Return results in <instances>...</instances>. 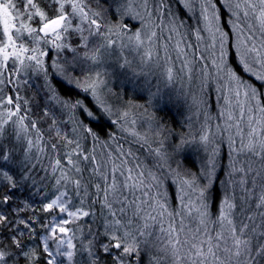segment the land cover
Returning <instances> with one entry per match:
<instances>
[{"label": "trees", "instance_id": "16d2710c", "mask_svg": "<svg viewBox=\"0 0 264 264\" xmlns=\"http://www.w3.org/2000/svg\"><path fill=\"white\" fill-rule=\"evenodd\" d=\"M86 2L94 10H99L97 0H86ZM98 2L102 8H108L105 0H98ZM214 2L220 3L221 0H214ZM239 2L242 7L236 11L242 13L247 9L243 7V0H239ZM253 2L258 4L259 0H253ZM17 3L19 6V0ZM37 3L48 13L49 17L54 15L56 7L54 4H48L47 0H37ZM159 3L160 0H150V8L153 11L152 22L159 25V27L150 25V30L156 31L159 39L154 45H149L147 40L145 41L146 47H153L154 54L159 52L160 55V67H154L152 69L154 74L149 77L152 83L160 88V97L155 100L151 98L145 87V78L133 75V69L137 72L140 70L138 65L143 52L137 51L135 46L129 44L126 39L120 41L114 49L110 50L111 54L103 64L91 65L95 71L105 73L107 90L103 92L102 99L112 110L110 116H104L97 111L94 106L95 102L88 93L79 89L68 91L67 87L62 86L61 78L54 73L51 67L53 61L61 63L67 61L69 64L75 65L77 71L82 69L87 72L89 70L90 65L81 60L84 52L81 36L75 32L70 31L67 34L66 43L69 47L61 51L41 42L42 50L48 53L42 58L44 67L48 70L47 81L44 72L38 68L20 65H17L20 68L19 78L12 75L14 84H9L8 79L0 77V79H4V84L0 85V89H2L0 94L13 95L15 91H19V94L28 101L31 118L36 120L43 137L42 140L37 141L35 134H29L21 140H15L9 132L2 141L6 149L14 150V163L9 167V171L17 180H20L23 173L20 162L25 159V155L28 157L27 162L35 165L28 171L32 182L23 181L16 189H11L7 187L6 181H0V200L4 196L11 197L7 204H0V213L6 215L10 222H17L20 219L29 220L34 229V232L29 233L23 225L17 224L15 227L12 223H9L7 227L0 225V242H3L5 247L10 245L11 237L18 231L26 233L20 239L22 244L27 245L28 248L41 245L43 238L49 235V227L57 222L62 223L64 219H71V222L65 227L71 230L68 235L72 238V243L76 245L74 249L76 254L72 261L58 257L57 264L61 259L64 260V264H89L90 258L81 246L87 247L89 239H92L98 249L99 243L104 240L102 233L112 219L107 209L102 207L103 194L98 193L95 189L96 184H100L102 189L105 186L100 172L108 176L113 168V163L117 166L120 165L118 157L123 152L125 154L123 159L126 161L124 169L134 168L136 164H140L141 171L158 174L157 169L163 161L150 149L159 147L160 141L163 142L161 151L168 154L167 163L172 165V169L190 172L197 178L201 177L203 170L208 166V161L213 158V151H216L215 176L217 182L211 189L208 208L209 220L206 228L205 225L199 224V218L193 209L191 217L185 218L186 227L185 232L181 233L182 238L185 235H191L188 229L195 231L197 227L209 232L214 229L219 230L220 223L217 218L225 197H228L230 203L236 205L230 218L238 219L245 214L259 216L260 210L254 205L259 204V198L264 195V168L261 167L258 158L246 153L233 152V148L239 147L241 139L245 144L247 143V134L250 128L258 129L257 138L262 134L259 129L261 125H264V120H261L264 113L255 110V102L248 100L243 95L245 91L243 87L240 88L241 95L236 96L235 82H230L223 72L215 70L212 61L217 60L218 62L219 34L213 39L205 29L200 33L202 38H197L195 29L204 28L199 8L201 0H193L191 9L184 8L182 3H177V0H167V3L171 5L167 15L162 12L157 13L156 6ZM258 11L257 8L256 15H258ZM172 13H175V16ZM253 16L254 14L249 10L247 18L242 15L239 18L234 17L227 7H220L219 25L228 34L225 41V63L241 77L244 83L264 94V81L258 80L252 73L245 71L240 58V52L248 46L241 42L249 33L245 29V34L238 35L232 23L235 21L241 27H243L241 21L249 25L252 22L256 24L258 20H254ZM108 19L110 23L113 21L111 15H108ZM181 21L182 24L179 23ZM76 23L77 21H73L74 26ZM137 23L133 21V24ZM32 25L39 26L35 20L32 21ZM177 25L178 31H173ZM0 31H2V26H0ZM84 35H88V33L85 32ZM101 39L102 37L89 36V46H94ZM120 44L125 46L121 49ZM26 46L32 47L33 45L26 43ZM72 49L76 51L74 52ZM121 55L131 61V67H118V63L122 62L119 59ZM201 56H205L207 59L202 61ZM250 57L248 56L247 59ZM28 63L25 60V64ZM168 67L173 68L174 79L172 81L164 79L163 73ZM181 68L184 71H180ZM0 71L14 74L12 60L9 59L7 69H0ZM49 82L62 100L69 102L82 100L98 117L102 116V118L94 121L80 109H70L52 100L47 88ZM152 91L155 92L156 88L153 87ZM261 100H264V95L261 96ZM250 108L253 109L251 112H249ZM45 109L54 116L55 123L42 118V112ZM125 111L129 112V116L126 118L123 116ZM229 114H231V118H229ZM250 115L253 117L251 125L249 124ZM158 122L162 124V129L158 127ZM85 127L91 128L95 137L85 132ZM57 131L60 133L59 137L56 135ZM205 133L209 138L207 144L199 141V137ZM63 136L78 141L79 150H82L85 155L95 157L94 162L92 160L79 161L83 176L80 189L74 188L68 181H62L63 186L56 185L55 179L60 178L59 171L55 176L51 172V166L54 165L55 159L70 150V146H66L64 140L61 139ZM142 137L147 138V143ZM181 137L189 143H186L183 149L176 153L173 151V146L180 142ZM28 139H32L34 142V147L30 151L26 148ZM230 139L234 142L231 146ZM51 143L57 144L55 156L48 147ZM129 152L131 156L127 155ZM233 161L236 162L235 168L239 169L250 165L251 171L246 169V175L239 171H232ZM177 164L180 165L179 169L176 168ZM95 165L100 167L93 173ZM257 171L261 175H255ZM69 175L75 176L76 174L69 172ZM132 175L135 177L136 172L133 171ZM183 178L187 179L188 177ZM122 179L117 173V185ZM179 181L180 177L172 175L169 171V178L163 185L167 203L170 205L169 211L173 209L184 211L180 209L178 203L182 186ZM145 183H148L146 178ZM198 183L202 184L203 181L198 179ZM143 190L147 191L148 189ZM64 191L68 193L70 210L75 211L76 208H83L91 215L72 219L58 211L51 213L42 211L44 204L51 202L60 192ZM129 191L134 192V195L140 197L141 200L146 199L142 195L141 189H130ZM185 192L191 195L192 203L195 204L194 190L185 186ZM154 194V190L149 192L150 197ZM109 199H112L111 192ZM160 199L163 200L162 197ZM153 214L155 215V213ZM147 222L150 225V231L162 238L166 236L160 229L168 228L170 218L167 215L157 216L156 221L148 220ZM139 223L142 225L144 221L141 220ZM201 236H203V232H201ZM49 244L50 247H54V242L49 241ZM98 255L101 256L99 264H112L111 257L104 256L99 252ZM152 256H160L163 259L158 251H149L147 255L142 251L139 264H149ZM18 260L19 264H24L23 258H18ZM43 260L44 257L41 256L39 264H43ZM9 264H15V262L10 261ZM164 264H167V261ZM260 264H264V261H261Z\"/></svg>", "mask_w": 264, "mask_h": 264}, {"label": "snow or ice", "instance_id": "6c2138e0", "mask_svg": "<svg viewBox=\"0 0 264 264\" xmlns=\"http://www.w3.org/2000/svg\"><path fill=\"white\" fill-rule=\"evenodd\" d=\"M48 4H54V15L49 17L48 13L40 7L37 0H0V69L8 68L9 59L12 60V68L15 69L14 74H8L6 71H0V77L8 79L9 84H14L12 75L19 78L20 68L22 67H36L44 72L45 79L48 78V70L44 67V60L42 59L48 53L41 48V42L44 45H51L57 51H61L69 45L66 43L67 34L72 31L81 36L82 48L84 49L81 60L87 62L90 67L87 72L82 69L77 71L73 64L65 61H53L51 67L56 75L61 78L62 86L67 87L68 91L79 89L84 93H88L94 100V106L97 111L104 116L111 115V108L102 99L103 92L107 90V83L104 79L105 73L95 71L91 65L99 66L103 64L106 58L111 54L110 50L114 49L118 43L124 39L129 44H133L137 51H142L143 54L139 60V72L133 69L134 76H143L145 78V87L148 89L153 100L160 97V88L154 85L149 79L153 75L152 69L160 67L159 52H155L153 47H146L145 41L149 45H154L159 39L157 32L150 30V25L159 27L158 24H153V11L150 8V0H105L108 8L104 9L99 5L97 0V8L94 10L86 0H47ZM193 0H177V3H182L184 8L191 9ZM220 7H227L232 16L245 18L249 17V10L254 14L253 19L259 22V31L261 36H264V0H259V3L253 0H243V7L247 10L242 13L236 11L242 7L239 0H221L220 3L214 0H201L199 4L200 16L203 19L204 28L195 29L198 39H201L200 33L205 29L213 37L216 38L219 34V50L218 62L213 60L217 72H223L229 79L234 81L236 88L235 95H241L240 88L243 87L245 91L243 95L250 101L255 102V110L264 113V100H261L260 93L256 88L244 83L235 71L228 67L225 63V41L228 36L219 25V9ZM259 9L258 15L256 10ZM68 9V11H66ZM171 9V5L167 0H160L156 6L157 13H164L167 15ZM108 15L113 17L110 23ZM175 16V13H172ZM35 20L38 27L32 25ZM73 21H77L74 26ZM133 21L138 22L133 24ZM182 24L183 22H179ZM233 27L236 28L237 34L241 35L247 30L249 35L241 44H246L248 47L240 52L241 62L244 70L252 73L258 80L264 81V40L260 41L259 47L255 42V31L252 25L247 23L236 24L232 22ZM173 31H178V25L173 28ZM87 32L88 35H84ZM89 36L102 37V39L90 47ZM171 39V37H168ZM19 42V43H18ZM27 44L33 45L27 47ZM125 45L120 44L121 49ZM166 49V45H165ZM72 51H76L72 49ZM183 51V50H181ZM251 56V60L247 57ZM75 59V58H74ZM120 63L118 67L129 68L131 61L126 57L120 56ZM200 59L206 60L207 57L201 56ZM25 60L29 63L26 65ZM180 71H184L183 68ZM165 81H172L174 79L173 68L168 67L163 73ZM4 84V79H0V85ZM156 91L153 92L152 88ZM47 88L51 94V99L60 103L64 107L70 109H80L87 117L94 121L102 118L98 117L82 100H75L74 102L64 101L56 93L55 88L49 82ZM2 93V89H0ZM151 102V101H150ZM143 107V106H140ZM147 110V109H145ZM253 109H249L251 112ZM123 116H129V112L125 111ZM42 118L49 119L55 123L54 116L50 111L45 109L42 112ZM231 118V114H229ZM264 120V116L261 117ZM253 122V117L249 116V124ZM135 123V121H133ZM259 123V121H257ZM158 127L163 128L162 124L158 122ZM85 132L95 137V133L91 128H84ZM259 131L262 133L257 138V128H250L248 132V140L245 144L241 139L239 147L233 148V152L246 153L252 157L258 158L261 167L264 168V125H261ZM11 133L12 138L21 140L29 134H35L37 141L42 140L43 137L40 129L37 126L35 119L31 118V109L28 106V101L15 91L13 95L0 94V181H6L7 187L16 189L23 181H31L28 171L34 168L35 165L29 164L28 157L20 162L23 173L20 180H17L9 171V167L14 163L13 149H6L2 143L7 133ZM239 134V133H238ZM56 135L59 137L60 133L57 131ZM136 135V133H133ZM66 146H70V150L64 153L60 158L55 159L54 165L51 166L53 176L59 171L60 178L55 179V184L63 186L62 181H68L76 189L82 187L81 180L83 179L79 161H95V157L85 155L80 149L78 141L69 139L67 136L61 137ZM145 143L147 138L142 137ZM201 143L207 144L209 138L207 133L199 137ZM189 143L184 138H180V142L173 146V151L179 153L184 145ZM234 143L230 139V146ZM159 147L150 149L161 161L162 164L157 169V173L141 171V165L136 164L134 168L124 169L126 161L123 159L124 153L119 154L120 165L113 163V168L108 176L100 172L101 178L105 181V186L102 189L100 184L95 185L98 193L103 194L104 209H107L108 214L112 218L106 225L102 233L104 240L99 243V248L96 249L95 243L89 239L87 247L81 246L82 250L89 256V264H99L101 256L111 257L112 264H139L140 255L143 251L146 255L149 251H158L162 256H152L149 264H260L264 261V195L259 198V204L254 205L258 208L259 216L245 214L241 218H230L233 215L232 210L236 207L234 203H230L228 197L223 199V206L220 208L219 216L217 218L220 223L219 230L211 232L202 230L197 227L195 231L188 229L191 235H185L183 238L181 233L185 232V218L191 217L193 209L199 218L200 225H207L209 220V201L211 199V189L217 178L216 172V151H213V158L208 161V166L205 167L201 177L197 178L190 172H181L172 169V165L168 164V154L162 152L163 142H159ZM34 147L32 139L27 140L26 148L30 151ZM48 147L52 150L53 155H56L57 144L51 143ZM131 156V153H127ZM175 163V161H173ZM235 161H233L232 171H239L242 174H247L246 169L251 171V166L246 165L239 169L235 168ZM99 165H95L93 173L99 169ZM179 169L180 165L177 164ZM133 171L136 172L133 177ZM169 171L172 175L180 177V194L178 203L180 209L184 211H177L173 209L169 211L170 205L167 203V198L163 191L165 180L169 178ZM69 172L75 173V176H70ZM119 174L123 179L120 184L116 183V174ZM231 174V173H230ZM259 176V171L255 172ZM188 177L184 179L183 177ZM145 178L148 183H145ZM198 179L203 183H198ZM175 182V181H173ZM185 186L194 190L195 204L192 203L191 195L185 192ZM130 189H141L142 195L146 199L141 200L136 197L134 192ZM143 189H148L144 191ZM154 190L155 194L149 196V192ZM112 193V199H109V193ZM127 193V194H126ZM68 193L66 191L60 192L59 195L52 199L51 202L43 205L42 211L53 212L58 211L66 214L69 218L77 219L80 217H87L91 215L90 212L84 211L83 208H76L75 211L68 207ZM163 198L160 199V198ZM11 199L9 196H4L0 200V204H7ZM139 201V203H137ZM114 205H116L114 207ZM155 213V215L153 214ZM167 215L170 218L168 228H161L166 236L162 238L149 230L150 225L148 220L156 221L157 216L163 217ZM143 220L141 225L139 222ZM259 220V222H257ZM71 219H64L61 222L55 223L48 228V236L43 238L41 245L28 248L27 245L22 244L20 237L26 233L18 231L11 237V242L8 247L0 242V264H9L10 261L19 264L18 258H23L24 264H39L40 257L43 256V264H57L58 257L66 258L67 261H72L75 256L74 249L76 245L72 243V238L68 235L71 231L65 225L69 224ZM9 223L13 227L23 225L29 233L34 232L32 223L29 220L20 219L17 222H10L8 217L0 213V225L5 227ZM203 232V236H201ZM49 241L54 242V247H50ZM15 249V250H14ZM59 264H64L61 259Z\"/></svg>", "mask_w": 264, "mask_h": 264}, {"label": "rangeland", "instance_id": "374dc122", "mask_svg": "<svg viewBox=\"0 0 264 264\" xmlns=\"http://www.w3.org/2000/svg\"><path fill=\"white\" fill-rule=\"evenodd\" d=\"M250 25H252L254 27V29H257V31H255V42L257 43V46L259 47V43L261 40H264V36H261V33L260 31L258 30L259 29V22L257 21V23L255 24V22H252ZM244 33V32H243ZM245 34V33H244ZM249 35V34H248ZM247 35V36H248ZM248 47V46H247ZM248 60H251V57L248 59Z\"/></svg>", "mask_w": 264, "mask_h": 264}]
</instances>
